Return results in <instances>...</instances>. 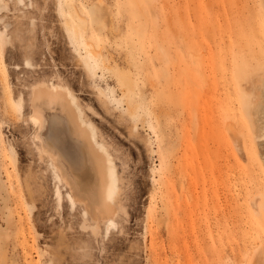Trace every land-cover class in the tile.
I'll use <instances>...</instances> for the list:
<instances>
[{
  "label": "rangeland",
  "instance_id": "374dc122",
  "mask_svg": "<svg viewBox=\"0 0 264 264\" xmlns=\"http://www.w3.org/2000/svg\"><path fill=\"white\" fill-rule=\"evenodd\" d=\"M0 34V264H264V0H0ZM38 82L110 146L97 233L40 153Z\"/></svg>",
  "mask_w": 264,
  "mask_h": 264
},
{
  "label": "bare ground",
  "instance_id": "6f19581e",
  "mask_svg": "<svg viewBox=\"0 0 264 264\" xmlns=\"http://www.w3.org/2000/svg\"><path fill=\"white\" fill-rule=\"evenodd\" d=\"M0 43H4L2 34ZM259 86L260 93L257 97L248 95L245 107L249 106L251 110L254 137L264 141L261 139L264 138V74ZM28 103L30 120L36 125L34 136L40 153L51 161L72 202L83 206L94 223L92 230L97 233L100 223L113 218L119 208L118 183L121 178L109 151L110 146L97 133L99 131L89 120L85 107L69 87L35 83ZM88 109L92 107L88 106ZM254 152L264 175V149L260 151L257 148Z\"/></svg>",
  "mask_w": 264,
  "mask_h": 264
},
{
  "label": "water",
  "instance_id": "95a60500",
  "mask_svg": "<svg viewBox=\"0 0 264 264\" xmlns=\"http://www.w3.org/2000/svg\"><path fill=\"white\" fill-rule=\"evenodd\" d=\"M263 95H264V94H263ZM261 139H264V138L262 137ZM262 158H263V160H264V155H262Z\"/></svg>",
  "mask_w": 264,
  "mask_h": 264
}]
</instances>
